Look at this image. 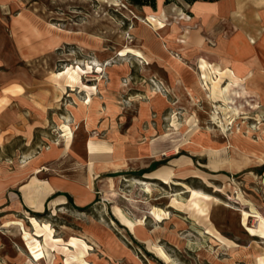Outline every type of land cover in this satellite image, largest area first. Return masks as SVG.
<instances>
[{
  "label": "rangeland",
  "instance_id": "obj_1",
  "mask_svg": "<svg viewBox=\"0 0 264 264\" xmlns=\"http://www.w3.org/2000/svg\"><path fill=\"white\" fill-rule=\"evenodd\" d=\"M196 1L0 0L2 70L48 95L30 131H0V264H264V101L181 43ZM90 138L123 159L87 171ZM43 167L87 171L91 200L26 213L16 182Z\"/></svg>",
  "mask_w": 264,
  "mask_h": 264
},
{
  "label": "crops",
  "instance_id": "obj_2",
  "mask_svg": "<svg viewBox=\"0 0 264 264\" xmlns=\"http://www.w3.org/2000/svg\"><path fill=\"white\" fill-rule=\"evenodd\" d=\"M158 3L164 4V0H156V5ZM193 4V30L190 32L189 28L181 29L182 34L187 35L186 41L181 43H188L189 36L193 33L190 48L201 51L206 46L221 67L231 68L239 79L251 85L253 91L264 101V0H197ZM11 35L16 56L24 62L31 58L30 54L34 52V46L31 45L35 40L25 38L24 19L16 28H11ZM197 40H201L200 44ZM40 48L39 45V51ZM1 55L0 48V131L6 135L14 129L22 130L26 120V130L30 131V125L34 123L33 116H44L38 101L48 99V95H41L40 89L33 92L38 95L31 94L29 90H32L30 88L35 82L26 80L24 75L6 74L2 67L7 66V62ZM62 97L63 95H55L51 100L58 102ZM84 104H87L86 101ZM90 139L85 142V154L80 164L81 167H86L87 171L90 165L96 164L97 167L104 158L113 159V164L123 159L121 143L108 144L102 140L91 139L102 148L90 153ZM108 149L110 151L107 152ZM43 170H46V167L36 168L28 179L16 182L15 194L20 198L26 213L43 212L46 203L48 206L56 198H64L57 201L56 206L66 205L67 195L73 197L80 205L91 200L87 171L80 169L48 175L42 172Z\"/></svg>",
  "mask_w": 264,
  "mask_h": 264
},
{
  "label": "trees",
  "instance_id": "obj_3",
  "mask_svg": "<svg viewBox=\"0 0 264 264\" xmlns=\"http://www.w3.org/2000/svg\"><path fill=\"white\" fill-rule=\"evenodd\" d=\"M130 3L137 6H150L155 9L156 0H128ZM170 0H165V3H168Z\"/></svg>",
  "mask_w": 264,
  "mask_h": 264
},
{
  "label": "bare ground",
  "instance_id": "obj_4",
  "mask_svg": "<svg viewBox=\"0 0 264 264\" xmlns=\"http://www.w3.org/2000/svg\"><path fill=\"white\" fill-rule=\"evenodd\" d=\"M203 77H205V75H204V74H203ZM221 108H222V107H221ZM215 117H216V116H215ZM213 118H214V117H213ZM213 118H212V119H213ZM177 127H178V126H177ZM177 127H176V128H177ZM62 136H63V137H64V139H65V134H64V133H62Z\"/></svg>",
  "mask_w": 264,
  "mask_h": 264
}]
</instances>
